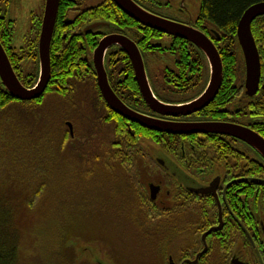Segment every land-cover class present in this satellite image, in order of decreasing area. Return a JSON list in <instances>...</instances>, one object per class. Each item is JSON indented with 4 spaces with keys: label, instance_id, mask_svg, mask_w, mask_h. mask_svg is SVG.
<instances>
[{
    "label": "flooded vegetation",
    "instance_id": "af4514ba",
    "mask_svg": "<svg viewBox=\"0 0 264 264\" xmlns=\"http://www.w3.org/2000/svg\"><path fill=\"white\" fill-rule=\"evenodd\" d=\"M132 1L154 16L201 31L197 25L199 0ZM60 2L68 13L62 24L70 34V26L75 21V12L70 14V10H90L103 6L106 0ZM15 3L20 4L21 0H0V23H12L8 14ZM44 5L45 0H39L41 15L36 22L42 20ZM87 15L90 17L89 13ZM103 15L104 10L94 17ZM92 25L98 26L85 31ZM86 27L83 28V36L88 48L92 49H88L84 60L92 65L93 70V53L99 42L109 36H119V39L130 41L138 48L149 87L161 103L185 105L205 91L209 81L207 61L191 43L159 32H145L144 29H151L140 24L138 29L141 32L134 30L133 26H117L101 17ZM204 35L217 47L212 36ZM214 36L218 41L219 36ZM13 41L8 44L9 50L19 49ZM125 57V64L128 62L129 65L116 64ZM158 59L166 65L160 66L155 73L153 69ZM104 68L114 95L134 113L177 124L234 125L248 129L264 140L262 83L257 93L248 97L245 68L243 80L236 86L223 91L220 87L218 93L222 91L227 96L221 98L219 105H211L214 99L202 110L178 117L161 116L149 109L139 92L130 59L120 47L113 45L107 49ZM93 93L90 89L87 100L91 114H87L85 136L80 138L73 129L70 134L68 129L70 144L88 148L87 152L75 154L84 158L78 162V169L87 175L83 184L88 188L89 198L101 204L102 211L110 212L120 221H123V216H133V222H126L131 228L144 219L142 227L137 225L140 230L147 226L163 229L167 236L162 244L166 252L164 255L158 253V263L192 264L204 248L202 235L219 225L220 213L222 229L206 237L207 251L196 264H264L262 157L231 136L213 133L173 135L147 130L114 113L97 85ZM138 127L152 134L137 136ZM123 130L131 133L132 138L138 137L136 141L127 137L122 141ZM91 183L99 184V188L90 187ZM190 190L199 193H191ZM158 216L162 218L155 219ZM134 218H137V223Z\"/></svg>",
    "mask_w": 264,
    "mask_h": 264
},
{
    "label": "rangeland",
    "instance_id": "374dc122",
    "mask_svg": "<svg viewBox=\"0 0 264 264\" xmlns=\"http://www.w3.org/2000/svg\"><path fill=\"white\" fill-rule=\"evenodd\" d=\"M197 5L198 8L199 1ZM40 15L39 0H21L20 4L11 5L8 19L14 25L13 44L16 48L24 45ZM241 61L239 82L243 80L244 70L243 60ZM163 65L166 64L160 59L156 60L154 72L157 73ZM24 67L25 71L31 72L36 69L37 64L30 59ZM89 89L90 87L83 88L69 103L48 99L34 113L26 112L19 105H12L0 115V195L11 197L27 194L29 179L34 177L33 170L39 172L40 184H45L48 189L43 194L47 201L40 203L30 217L24 220L18 264H50L46 260V226L51 223L53 211L59 212L65 198L66 203L72 201L74 193L70 192V185L71 188L75 185L76 170L81 160L75 153L88 151L87 147L74 143H69L70 146L67 148L66 145L63 149L60 141L65 129L68 130L67 124L72 126L75 135L80 138L85 136L87 114H91L87 100L90 98ZM89 196L85 197L88 198L87 203H77V208H72L66 218H63L64 215L60 218L58 216L59 226L67 221L65 240L70 243L68 241L62 252L68 257L69 263L73 259V248L76 252L77 247H81L88 257H79L77 264H91V253L86 248H91L92 254L102 253L103 257V253H106L107 264H163L156 261L159 253L157 248L162 243L156 241L158 244H155L147 238V234L151 235L152 232L163 234L161 228L146 225L142 232L137 224L135 226L138 229L134 226L131 228L126 222H133L132 219L118 220L110 212L102 211L101 204L95 203ZM48 201L53 202V206L58 203L53 207ZM124 218L127 216H123ZM95 244H99V249Z\"/></svg>",
    "mask_w": 264,
    "mask_h": 264
},
{
    "label": "trees",
    "instance_id": "16d2710c",
    "mask_svg": "<svg viewBox=\"0 0 264 264\" xmlns=\"http://www.w3.org/2000/svg\"><path fill=\"white\" fill-rule=\"evenodd\" d=\"M199 2L200 6L197 25L201 31L212 36L216 42V48L223 66V81L221 90H228L233 85L236 86V84L239 83L240 61L243 60L241 57V51L236 42V29L238 21L248 7L256 3L264 2V0H199ZM102 10H104V15L97 16L95 18L94 15H98L99 12H102ZM72 12H75V21L74 24L70 26L69 34L68 29L62 24V20L68 17V13L60 2L57 21L55 23L50 45L51 79L44 95L38 100L21 102L12 99L0 84V115L6 112V110L12 105H19V107L24 109L26 112L34 113L41 108L43 103H45L48 99H55L60 102L69 103L70 100H73L83 88L90 87L92 93L94 92L93 94H95L96 85L94 84V70L92 65L84 60V56L88 52V49L91 50L92 48H88L87 42L83 36V28H85L88 23H91V21L101 17V19H105V21L111 24L124 28L133 26L135 28L134 30L141 32L138 29V24L124 15L110 0H106L105 4L100 7H95L90 10H87L86 8H81L76 11L70 10V14ZM88 13L90 17H88ZM37 21V24L30 30L29 36L25 39L24 45L19 49L11 47L12 49L10 50L8 48V44L10 43L11 45L13 39L14 25L11 23L8 24L6 21L0 23V43L4 48L9 62L19 81L27 88L32 87L37 80V67L31 72L25 71L26 68L24 67L30 59L35 60L37 64V42L41 20L39 19ZM59 28L60 30H58ZM144 31L157 33L147 29H144ZM251 32L259 54L261 66L260 83L263 84L264 17L257 18L252 23ZM214 35L219 36L218 41ZM63 36L65 39H63ZM125 60H127L126 57L121 59V61L116 62V64L121 62L122 65H129L128 62L125 64ZM112 64L115 63L112 61ZM192 74L194 73L192 72ZM243 76L244 71L242 70V77ZM222 91L217 94V97L211 104L212 106L219 105L222 101L221 98L225 95L227 96V94H223ZM116 118L121 120L118 117ZM137 130L139 132H137V136L140 137L152 134V132L144 130L140 127H138ZM131 132L133 133L134 130H131ZM125 137L128 139L132 138L131 133L128 134L126 130H123L122 141ZM137 138L138 137L132 139L136 141ZM154 139H156V137ZM60 142L63 149H65L66 145L68 148L70 138L67 129H65ZM91 157L94 158L95 156ZM92 158H90L91 161H93ZM80 159L82 160L84 158L81 157ZM123 160L125 159L123 158ZM33 173L34 177L29 179L30 183L27 182V194L12 195L11 197H8L7 195H0V264H18L20 256V243L25 223L24 220L27 217H30V215L38 208L40 203L47 201L43 194L46 193L48 189L45 187V184H40L38 175L39 172H37V170H33ZM76 173L77 179L74 181L75 185H72V188L70 185V192L73 191L74 193L72 201L70 202L69 200L66 203L67 198L64 199L65 201H63V205L61 206L59 212L55 213L53 211L51 223L47 225L45 229L46 238H48L46 248L48 259L46 260L47 262L49 261L50 264H73L74 261V252L72 254L73 259H70V263L68 257L62 252L64 246H67L69 241L67 239L65 240V226L67 221L63 222L61 226H59L58 219L62 215H64L63 218H66L67 214L71 213L72 208H77V203H87L88 198L85 199V197L88 195V188L85 186L86 184H83L84 180L86 181L87 175L81 173L79 169L76 170ZM90 187L99 188V184H93ZM61 200L62 199H59V201ZM57 203L54 206L53 202L49 204L55 207ZM132 217L127 216V218H124L123 221H126L129 218L132 219ZM161 218L162 216H158L155 219ZM134 219L137 223V218ZM143 221H139L137 225L142 227ZM140 231L142 232V230ZM47 232H50V234ZM164 235H166L164 231L163 234L162 232H157V234L156 232H152L151 235L147 234V238L155 244H158L159 242L163 244L165 239ZM138 237L141 239L139 231ZM145 240L148 241L146 238ZM157 250L160 255H164L166 252V249H163V245L159 246Z\"/></svg>",
    "mask_w": 264,
    "mask_h": 264
},
{
    "label": "water",
    "instance_id": "95a60500",
    "mask_svg": "<svg viewBox=\"0 0 264 264\" xmlns=\"http://www.w3.org/2000/svg\"><path fill=\"white\" fill-rule=\"evenodd\" d=\"M59 1L60 0H45L37 42V80L32 87L27 88L21 84L9 62L5 50L0 44V84L5 92L9 94V96L14 100L21 102L38 100L44 95L48 87L51 79L50 45L57 19ZM110 1H112V3L124 15L141 26L161 34L182 39L194 45L203 54L207 61L209 69V81L205 91L194 101L185 105L177 106L163 104L154 97L149 87L143 61L138 48L130 41L119 39V36H109L99 42L93 53L92 61L95 70L97 88L108 107L114 113L123 117L129 122L136 123L142 128L157 133L173 135L213 133L235 137L251 147L264 160V140L248 129L226 124L169 123L163 120L144 117L134 113L118 100L108 84L107 74L104 68L105 52L113 45L120 47L129 57L134 69L135 81L145 104L150 110L161 116H186L198 112L208 106L215 99L221 87L223 81V66L217 48L201 31L154 16L140 8L132 0ZM260 17H264V2L256 3L248 7L239 19L236 29V42L241 51L244 63L245 92L248 97H253L257 93L260 85V59L251 32L252 23ZM96 26L98 25L86 27L85 31L92 30ZM261 89L264 92V82L261 85ZM67 127L70 134H72V126L67 124ZM190 192L195 194L199 193L198 191L195 192L191 190ZM221 229L222 222L221 214L219 213V225L217 227L211 228L208 232L202 235L201 241L204 248L200 254L196 255V259L192 264H196L198 258L206 253V237L211 233L220 231ZM95 245L97 248L99 247V244ZM71 246L73 248L74 244ZM86 249L91 253L89 257L91 264H107L106 253H103V257L102 253L92 254L91 248ZM73 252V264H77L79 257H88L84 254V251L82 252L81 247H77L76 252L73 248ZM109 255L111 259L112 256L110 253Z\"/></svg>",
    "mask_w": 264,
    "mask_h": 264
}]
</instances>
